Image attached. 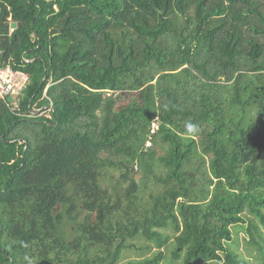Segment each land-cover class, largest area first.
I'll return each mask as SVG.
<instances>
[{
  "label": "trees",
  "instance_id": "16d2710c",
  "mask_svg": "<svg viewBox=\"0 0 264 264\" xmlns=\"http://www.w3.org/2000/svg\"><path fill=\"white\" fill-rule=\"evenodd\" d=\"M7 63L0 264H264V0H0Z\"/></svg>",
  "mask_w": 264,
  "mask_h": 264
},
{
  "label": "built area",
  "instance_id": "2783aa9c",
  "mask_svg": "<svg viewBox=\"0 0 264 264\" xmlns=\"http://www.w3.org/2000/svg\"><path fill=\"white\" fill-rule=\"evenodd\" d=\"M29 76L27 73L12 68L10 64L0 65V98H11V104L16 106L18 103V95L21 90L28 84ZM48 108L42 106L40 108L33 107L30 109L32 113H42ZM45 114L49 116L46 111Z\"/></svg>",
  "mask_w": 264,
  "mask_h": 264
},
{
  "label": "rangeland",
  "instance_id": "374dc122",
  "mask_svg": "<svg viewBox=\"0 0 264 264\" xmlns=\"http://www.w3.org/2000/svg\"><path fill=\"white\" fill-rule=\"evenodd\" d=\"M131 95H133V94L123 95V97L119 101V104H126L128 101L131 100V98H129ZM119 172H120L119 170H113V173L115 175H119ZM106 176H107V180H106V178H104L103 183L105 186H108L109 185V183H108L109 177H108V175H106ZM66 228L71 230V229H73V226H72V224L68 223L66 225ZM67 233L69 234V230L67 231ZM131 242L134 243L135 246L130 248V249L127 248V250L124 251L125 255L123 254V257L121 258L120 263H124L128 259H138L144 255H150V253L152 252V249L150 251L146 252L145 250L139 248L145 244V240L142 238L132 239ZM239 249L245 257L249 255L248 251L244 250L242 243L240 244ZM210 264H211V262H210Z\"/></svg>",
  "mask_w": 264,
  "mask_h": 264
},
{
  "label": "water",
  "instance_id": "95a60500",
  "mask_svg": "<svg viewBox=\"0 0 264 264\" xmlns=\"http://www.w3.org/2000/svg\"><path fill=\"white\" fill-rule=\"evenodd\" d=\"M15 26H16V23H15V22H12V23H11V27H12V29L15 28Z\"/></svg>",
  "mask_w": 264,
  "mask_h": 264
},
{
  "label": "crops",
  "instance_id": "0c3cea01",
  "mask_svg": "<svg viewBox=\"0 0 264 264\" xmlns=\"http://www.w3.org/2000/svg\"><path fill=\"white\" fill-rule=\"evenodd\" d=\"M12 28V27H11Z\"/></svg>",
  "mask_w": 264,
  "mask_h": 264
}]
</instances>
